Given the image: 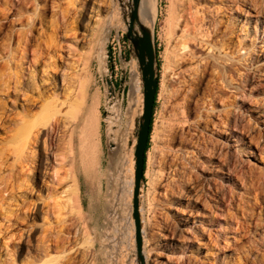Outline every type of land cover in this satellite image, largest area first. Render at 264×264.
I'll return each instance as SVG.
<instances>
[{"label":"rangeland","instance_id":"obj_1","mask_svg":"<svg viewBox=\"0 0 264 264\" xmlns=\"http://www.w3.org/2000/svg\"><path fill=\"white\" fill-rule=\"evenodd\" d=\"M184 1L186 2V0L154 1L155 21L152 29L159 81L149 147L146 151L141 197L146 262L147 264H264V210L262 206L251 211L256 216L254 218L251 213L253 219L248 223V235L246 236L247 233L241 235L236 230L242 216V210L239 207V211L236 210L237 199L233 204H230V199L225 200L221 204L222 210L216 211L215 221H213L212 209L208 201L210 197L206 193L202 196L200 193L201 198L199 197L198 200L191 193L189 201L192 205L187 207L188 202L185 203L181 199L183 192L181 187L176 190L173 197H170L164 195L157 184L161 175L168 176L171 173L169 163L174 156L181 153L180 137L183 124H185L184 118L188 117V121L190 120L189 127L185 128V131L193 135L196 116L198 112L199 114L202 112L203 107L201 95L195 89L194 79H189L187 87L184 86L187 91L179 85L174 74L177 72L174 66L175 43L181 35L176 17ZM45 3L55 6L53 9L48 7L45 14L46 21L54 19L59 21L58 24L67 23L68 30L72 28V33L70 31L65 34L69 40L62 39L61 44L65 46L62 52H59L64 63L72 66L68 73H75L69 90L72 92L73 105L70 111L72 120L70 119L68 125L71 130L67 135L61 132L67 129V120L62 116L68 108L63 104L61 108L59 107L61 117L58 126V148L52 149L48 157L51 177L44 180L45 184L40 181L39 183L35 180L30 181L27 175H32L30 171L34 164L29 158L26 162L28 171L26 170V175L22 176V181L27 180L25 185L34 190L35 195L30 198L31 202L41 203L40 206H43L44 202L59 203L53 214L46 219L41 216L31 222L38 229L35 231L36 239L32 240L30 246L35 247L44 235V229L51 227L62 238H68L70 241L67 244L59 243L53 251L36 257L33 252L29 253L26 249L21 253L19 246L15 248L10 246L8 235L0 236V264H119V260L121 262L119 257L122 247L121 240L124 231L130 225V193L126 192V189L131 180L132 166L131 151H127V143L130 137H134L136 130L134 114L139 110L140 80L137 67L124 37V25L119 18V10L115 8L113 0H33L30 5H27L28 10L25 14L27 16L39 14ZM200 3L198 6L201 7L206 2L200 0ZM85 5L88 8L87 16H84L82 25H80L78 14ZM144 5L145 3L141 1V12ZM220 19L224 25H230V56L233 57L232 60L236 67V69L235 67L230 68V104L232 101L235 103L237 108L233 115L235 119L240 118L239 122L244 124L249 119L248 110L251 107L256 113L264 111V108H259L258 103L264 100V0H230V11H224L218 20ZM14 28L15 30L23 29L19 25H13ZM4 32L0 34V38L6 33ZM108 44L112 50L111 70L108 69L106 61ZM247 48H250L253 53L251 62L246 61ZM28 58L31 59V55H28ZM59 63L63 68L65 67L62 61ZM191 65L195 68V64ZM121 72L125 81L123 91L119 93ZM243 73L251 77L250 84L252 85H245L244 80L240 81L245 76ZM107 75L111 76L113 93L108 91L105 80ZM190 82H192L191 85ZM236 84H239L240 92L238 90L237 96L234 97L232 87ZM58 85L61 87V82L58 81ZM191 89L195 90L192 92ZM20 95L21 93L18 94L16 100L9 98L7 105H4L7 113H10L9 116L17 120L16 126L12 127L13 130L9 133L12 135L18 132L22 124L26 122L31 126L50 122V110L46 102H40L34 95L33 99L38 101L29 103V105L24 100L25 96ZM26 95L29 93L26 92ZM186 95L190 98L187 99ZM80 96L82 99L85 96L84 103ZM196 96L199 102L195 100ZM60 98L63 100L59 96L58 101H61ZM30 106L31 109H29ZM217 109L221 110V106L219 105ZM185 112L187 113L184 114ZM86 114L91 117L94 130L92 128V134L83 137L79 128L80 118ZM251 116L255 117V113ZM220 119L218 116L214 121L218 122ZM234 129L230 135L223 130L224 133L214 135L220 147L217 159L221 161L226 155L229 163L230 157L232 158L231 167L234 164L237 166L234 175L230 171H225L222 175L223 179H217V183L215 182L216 186L225 187L228 194L233 184L238 185V189L242 192V189H245L244 184L248 183L251 175L257 177L261 175L260 172L264 174V148L258 142V132L261 127L257 129V133L254 132L256 135L253 133L255 141L250 142V147L240 144L242 141L238 135L240 130ZM109 130L112 131L111 136ZM28 132L22 134V137L25 138ZM171 134L176 136L174 142L169 141ZM3 136L5 135H0V138L3 139ZM2 139H0V147L5 144L7 146L9 144L8 148L16 145L13 141L9 142V138H5L4 141ZM81 140L90 145L86 160H81L79 157ZM245 142L248 140L245 139L244 144ZM25 148L28 149L26 152L30 151L27 145ZM192 150L196 152L194 147L190 146L188 151ZM6 157L7 163L12 164L13 159L8 155ZM81 161L88 163L89 174L82 172ZM161 172L163 174H160ZM193 172L196 175V172ZM3 173L9 174V170L5 169ZM55 175L62 181V185L54 186L52 182L56 179ZM178 175L180 176L181 173ZM230 177L233 183H230ZM52 186L57 188L58 193L51 197V190L49 192L48 187L52 188ZM120 188H124V193L120 191ZM64 189L68 191V195H60ZM24 228L20 227L14 231L18 236L24 234L21 240L26 235ZM26 240L28 241V238ZM18 241V239L14 240L15 243ZM249 246L254 247L253 251H247Z\"/></svg>","mask_w":264,"mask_h":264},{"label":"bare ground","instance_id":"obj_2","mask_svg":"<svg viewBox=\"0 0 264 264\" xmlns=\"http://www.w3.org/2000/svg\"><path fill=\"white\" fill-rule=\"evenodd\" d=\"M32 1L33 0H0V34L4 31L6 32H4V36L0 38V55L4 56V58L0 56V135H5L3 139H0L4 141L5 138H9V142L13 141L16 144L14 147L10 146L11 148H8L9 144L8 146L5 144L0 147V236L3 237L8 235L10 246L14 248L19 246L18 249L21 253L26 249L29 253L33 252L34 255L38 257L41 254H47V252L53 251L59 243L67 244L70 240L68 238H62L59 233L55 232L51 227L44 229V235L41 233L43 236L41 235L42 237L38 240V244L35 247L32 248V245L30 246L32 240L36 239L35 231L38 229L31 222L41 216L46 219L50 214H53L54 209L59 203L44 202V205L40 206L41 203L35 204L31 202L30 198L35 195L34 190L25 185L28 181H22V176H25L28 171V169H26V162L30 158L32 164H34L32 170L30 169L32 175H27L30 181L35 180L36 183L40 181L45 184L44 180L51 177L49 173L50 162H48V157H50L49 154L52 153V149L58 148V126L61 117L60 108L63 104L68 108L64 116H62L67 120V129L65 128V130L61 132L67 135L68 131L71 130L68 125L70 124V111L73 105L71 97L72 92L69 90L72 86L75 73H68V70L72 69V66L71 64H65L63 57L61 58L59 54L65 46L61 44V41L62 39H68L65 34L67 32L69 33L72 28L70 27L71 29L68 30L69 26H67L68 24L66 21L65 23L67 25L58 24L59 21L57 22L54 19L50 21L47 19L48 21H46L45 14L48 11V7H51L50 9L55 7L52 5L49 6L50 4L48 5L47 3L41 7L42 9L40 8L39 14H36L35 12L37 11H35V14H32L33 16H27V14H25L28 10L27 5H30ZM141 1L145 3L142 12L140 9L141 21L147 26H152L155 21V0ZM203 1L206 3L205 5L202 4L201 7L198 6L201 4L200 0H190L189 2L186 0L183 4L181 3V8L176 17V23L180 28L179 31L181 35L177 39L178 41L176 40L174 56V66L177 69V72L174 73L175 78L183 88H185L184 86L187 87L189 79H194V82H196L195 89L197 93L201 95L200 98L202 99V112L200 114L198 112L196 116V127L193 135L185 131V128L189 127L190 120L188 121V117L186 119L184 118L185 124H183L184 126L182 127V134L180 137L182 144L181 153L174 156L169 163L171 173H169L168 176L161 175L157 184L162 192H164V195L170 197H173L176 190H179L181 187L183 190L181 199L185 203L188 202L186 204L187 207L192 205L189 201L192 196L191 193L194 195L193 197H196V200L200 199L203 193H206V195L210 197L208 201L210 203V209H212L213 221H215L214 217H216V211L222 208L221 204L225 200L230 199V204H233L237 199V208L239 207L242 210V216L238 224V229L236 230H238L241 235H245L249 229L248 223L253 219V212L251 211L260 206H262L264 210V174L260 172L261 175L257 177L256 175H251L250 178H248L249 184L243 183L245 189H242V192H240L241 189H238L239 186L236 184H233L232 188H230V194H228L225 187L216 186V180H222V175L225 171H230V173L234 175L237 171V166L234 164V166L231 167V164H233L232 158L230 157L229 163V158L226 155L221 161L217 159L220 154V147L214 135H220L224 132L230 135L232 134L233 128L237 129V131L239 129L238 135L242 140L240 144L250 147V142L255 141L253 140L254 134L257 133V129L261 127L258 132V142H260V145L264 148V111H258L256 113L254 112V108L251 107L248 110L249 119L246 123L243 124L239 122V117V119H235L236 117L233 114L237 106L235 103H232V100L230 104L229 94L230 68L235 67V63L232 60L233 57L230 56V25H224L221 19L218 20L224 11H230V0ZM87 10V5L82 7V10L78 14L80 17L78 24L82 25L84 16H87ZM37 24L38 28L36 27ZM13 25H19L23 27V29L15 30V28L13 29ZM252 54L251 49L247 48L248 57H246V61L251 62L253 60ZM28 55H31V59L28 58ZM60 61L63 62L64 68L62 64L59 63ZM191 64H195V68H192ZM241 79L240 81L244 80L245 85L251 82L250 76L245 75L244 78ZM58 81L59 83L61 82V87L58 85ZM191 83L192 82H190V85ZM180 86L178 87L180 88ZM185 89L187 90V88ZM195 89H191L192 92ZM232 90L234 91V97H236L239 84L233 86ZM26 92H28L29 95H26ZM19 93L25 96L24 100L28 104L37 102L38 100L40 102H46V106L50 110V122L38 126L33 125L34 127L26 122V124H22L18 132L12 135L9 133L13 130L12 127L16 126L17 120L9 116L10 113H7L5 106L9 98L12 97L16 100ZM34 95L38 100L33 99ZM59 96L62 97L63 100L60 98L61 101H58ZM80 97L82 99V96ZM84 97L82 99L83 103L85 100ZM197 97L198 96H196V98ZM188 98L190 97H187V99ZM195 100L198 101V98ZM191 101L193 100L191 99ZM256 101L258 102V100ZM258 103L260 105L259 108L263 109L264 100H260ZM219 105L221 106V110L217 109ZM27 109L26 111H28ZM29 109H31V106ZM186 113L187 112L184 114ZM254 113L255 117H252L251 115H254ZM180 114L182 113L180 112ZM218 116L221 118L220 121H214ZM21 118L19 119L21 120ZM23 118L25 117L23 116ZM90 118L91 117L87 114L80 118L81 124L79 128L83 137L92 134L93 123H91L92 119L90 120ZM19 119L18 121L20 122ZM191 122L194 123L193 121ZM19 125H21V123ZM222 130L224 132H222ZM27 131H29L26 134L27 136L23 138L22 134ZM73 131L72 129V132ZM173 133L176 134L175 132ZM174 134H171L169 139L170 142L175 141L176 136ZM68 135H70V133ZM244 138L247 139L249 143L245 142L244 144ZM80 144L81 149L79 157L81 160H86L85 158L88 157L87 150L90 145L85 144L82 140ZM25 145L30 149L29 152H26L28 149H26L27 147L25 148ZM190 146H193L196 152L193 150L189 152L188 149ZM6 155L13 159L12 164L7 163ZM81 162L82 164L80 166L82 172L89 174L88 163H84L85 161ZM5 169L9 170V174L3 173ZM179 169L181 173L180 176L178 175L180 174L178 173ZM193 171L196 172V175H194ZM160 174H163V172ZM54 178H56L55 181L53 180L52 182L54 186L56 184L58 186L62 185V181L57 176ZM230 181V183H233L231 177ZM68 187L69 186H67V188ZM48 190L49 192L51 190L50 196H55L58 193L57 188L53 186L52 188L48 187ZM126 190V192L131 193V180L128 182ZM120 191L124 193L125 190L124 188H120ZM67 192L68 191L64 189L60 192V195L67 194ZM237 208L236 210L239 211V208ZM20 227H25L24 231L26 235L23 240H21V237L24 236V234L18 236V234L14 233V231ZM247 235L248 233L246 236ZM26 238H28V241ZM16 239L19 240L17 243L14 242ZM253 248L254 247L249 246L247 251H253ZM237 249L239 250L240 248Z\"/></svg>","mask_w":264,"mask_h":264},{"label":"water","instance_id":"obj_3","mask_svg":"<svg viewBox=\"0 0 264 264\" xmlns=\"http://www.w3.org/2000/svg\"><path fill=\"white\" fill-rule=\"evenodd\" d=\"M119 10V18L124 25V35L133 61L137 67L140 80L139 110L134 114L136 127L134 137L129 138L127 151H131V181L132 191L129 199V227L124 231L121 240L120 259L122 264H147L144 252V234L141 212V197L143 191V166L148 144L150 122L154 99L158 84V67L156 47L152 26L142 23L140 18L141 0H113ZM107 67H112V50L106 46ZM106 84L110 93L114 92L110 75L106 76ZM125 77L121 72L118 92L123 91ZM109 135L112 131L109 130ZM119 260V264H121Z\"/></svg>","mask_w":264,"mask_h":264},{"label":"trees","instance_id":"obj_4","mask_svg":"<svg viewBox=\"0 0 264 264\" xmlns=\"http://www.w3.org/2000/svg\"><path fill=\"white\" fill-rule=\"evenodd\" d=\"M124 37H125V35H124ZM125 40H126V37H125ZM157 78H158V81H159V74H158ZM157 92H158V84H157V90H156L155 99H154L153 111H154V108H155V101H156V97H157ZM153 111H152L151 122H150V132H151L152 122H153ZM150 132H149V138H148V144H147V147H146V151H147V149L149 147ZM145 162H146V152H145V156H144L143 173H144V170H145Z\"/></svg>","mask_w":264,"mask_h":264}]
</instances>
